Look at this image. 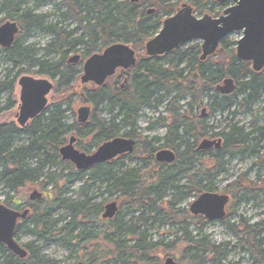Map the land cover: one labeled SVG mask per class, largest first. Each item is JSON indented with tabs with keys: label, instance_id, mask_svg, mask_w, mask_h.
<instances>
[{
	"label": "trees",
	"instance_id": "obj_1",
	"mask_svg": "<svg viewBox=\"0 0 264 264\" xmlns=\"http://www.w3.org/2000/svg\"><path fill=\"white\" fill-rule=\"evenodd\" d=\"M55 1L32 0L36 7ZM26 3L27 0H0V25L12 22L18 27L12 45L0 47V53L12 64V70L0 82V95L13 93L17 77L26 74L47 77L54 88L52 102L24 128L0 124V187L5 191L2 203L15 210L29 209L25 218L17 223L14 235L16 238L21 232H27L35 239L21 245L27 252L23 259L0 244V264H52L40 255L42 248L55 239L63 243H79L86 238L94 240L96 236L85 232V228L99 225L104 227V236L108 232L113 235L107 239L111 249L100 254L97 251L98 256L97 248L90 252L84 249V259L78 264H96L98 259L105 260H100L101 264L110 261L161 264L158 250L171 246H164L161 240L151 241L147 232L154 224L178 227L177 231L182 236L177 241L186 245L181 264H226L228 255L235 251L243 257L237 264H243L244 260L247 264H264V217L253 223L240 217L226 226L234 243L214 244L203 236L210 222L176 208L192 194L197 197L201 193L212 192L213 178L223 173L226 157L256 156V144L252 143L257 136L254 135L258 133L261 137L264 131L254 127L244 132L240 127L231 126L224 134L222 147L209 156L208 164L204 165L205 161L197 156L200 153L195 151L196 143L208 135L207 129L213 130V127L208 126L199 114L192 113L207 106L210 113L235 107V115L251 114V108L264 100V81H255L252 74L245 75L247 66L236 60L235 42L227 43V38L220 43L223 52L220 55L226 54L227 61H213L219 54L201 61L197 42L188 43L161 57L141 56L145 42L157 33L162 21L173 15L180 4H189L197 17L205 14L218 16L229 4H217L213 0H60L58 17L54 20V15L35 14L24 9ZM151 9L153 11L149 13ZM67 20L80 31L78 34L65 25ZM35 31L50 36L48 45L41 49L43 55L40 57L31 46H23L20 42ZM115 43H124L134 50L136 66L108 79L100 87L81 85L75 89L84 60ZM74 53L80 55V60L70 63L68 57ZM52 55L58 58L52 59ZM226 78L234 79L239 87L230 95L216 90ZM245 78L248 79L243 81ZM207 101L208 104L203 105ZM76 103L91 107L85 124L76 121ZM162 104L165 114L149 123L148 128L165 126L166 134L162 138L145 137L140 142L136 132L139 113L144 108H157ZM15 105L16 102L9 97L4 109L11 110ZM191 115L196 119L188 121ZM69 118L72 119L70 123ZM179 126L185 137L178 136ZM191 126L195 141L193 147L189 145V139L183 141L191 134ZM69 135L75 137L79 151L89 154L118 136L136 139L138 145L131 154L78 171L70 162L61 160L58 154L59 147L66 143ZM20 136H26L28 140L25 145L17 147L14 142ZM182 145L184 148L181 149ZM159 149L172 150L177 159L171 163L156 162L153 157ZM134 157H139L146 167L148 163L154 164L155 169L148 171V178L136 169H118L126 159ZM30 160H35L33 167L29 165ZM53 166L67 168V173H50ZM194 167H198L197 170L183 182L181 175L188 174ZM45 169L48 172L43 175ZM251 169L249 167L228 186L231 203L227 216L242 202H254L259 198L263 189L256 180L248 179ZM199 173H204V176L195 179ZM81 179L87 189L99 181L105 182V191L116 196L120 203L118 213L121 215L117 213L112 219H102V205L93 203L92 196L86 194L87 190L83 193L85 200L66 203L62 195ZM28 185H37L46 194L41 200L33 201L18 197ZM48 186L51 188L47 195ZM168 191L179 198L165 201ZM57 208L68 210L69 218L63 222L53 219L52 213ZM125 217L130 218L129 222H122ZM189 225L196 231L194 236L187 232ZM40 242L43 243L41 246L34 245Z\"/></svg>",
	"mask_w": 264,
	"mask_h": 264
},
{
	"label": "water",
	"instance_id": "obj_2",
	"mask_svg": "<svg viewBox=\"0 0 264 264\" xmlns=\"http://www.w3.org/2000/svg\"><path fill=\"white\" fill-rule=\"evenodd\" d=\"M136 1V0H131ZM217 3L230 2L222 15L213 18L204 15L196 18L192 8L183 4L176 13L166 18L159 32L144 45L149 56L170 53L181 44L191 41L202 43L201 60L213 54L219 42L233 32H241V38L236 43V58L241 61H251L253 70L258 71L264 65V0H215ZM18 28L15 23L5 22L0 25V47L12 45ZM134 51L124 43H115L106 47L101 53L93 54L85 60L80 76L81 84L93 82L101 86L110 78L116 69H128L135 64ZM79 55L69 59L76 63ZM19 87V105L16 122L24 127L29 121L38 117L47 107V97L53 89V83L44 78L21 76L17 80ZM234 88L231 79H225L216 87L220 93L228 94ZM90 115L89 107H80L77 111V122L85 124ZM75 138L70 137L67 144L58 149L60 158L74 165L78 171H86L96 164L112 161L123 154H131L135 141L116 137L102 143L93 153L85 154L74 146ZM218 149L220 141L202 140L197 149ZM157 162L171 163L174 154L169 149L159 150L155 154ZM41 194L34 191L30 199L40 198ZM229 197L220 193H202L194 199L188 208L190 215L202 216L209 221H218L225 216V207ZM102 219H112L118 213L115 201L103 207ZM27 210L19 213L0 203V244L19 259L26 257V250L15 240L16 223L25 218ZM164 264H177L173 258H165Z\"/></svg>",
	"mask_w": 264,
	"mask_h": 264
},
{
	"label": "rangeland",
	"instance_id": "obj_3",
	"mask_svg": "<svg viewBox=\"0 0 264 264\" xmlns=\"http://www.w3.org/2000/svg\"><path fill=\"white\" fill-rule=\"evenodd\" d=\"M57 6V7H56ZM60 7V0H56L52 4H45L42 6H34V3L32 0H27V3L24 6V9H30L35 14H50L54 15L52 19H56L58 17L57 8ZM1 16V15H0ZM1 18V17H0ZM49 19V20H52ZM65 25L69 27V30L76 34H78L80 31H77L75 25H73L70 21H66ZM241 37L240 33H233L230 36L227 37V43L229 42H236ZM50 41V36L44 32H38L35 31L31 34L30 37L21 40L20 42L23 44V46H31L33 50L37 51V55L40 57L43 55V52L41 49L45 48ZM221 50H219V55L221 54ZM74 54H70V57L74 56ZM52 59H57V55L50 56ZM217 60H223L227 61L228 57L225 55H220L217 58H213V61ZM12 70V64L4 58L2 53H0V82H2L5 77L8 75V73ZM14 72V71H13ZM11 76H14V73L11 74ZM26 76L34 77V78H46L43 76H37L33 74H26ZM11 77V78H12ZM20 77V76H19ZM17 77V79L19 78ZM10 78V79H11ZM17 81V80H16ZM53 83V82H52ZM75 89H79L81 87L80 80L78 79L77 84H75ZM91 87V86H89ZM53 90L50 92V94L47 97L48 105L50 102H52ZM11 98L14 102H16V105L11 110H5V106H7L8 98ZM19 87L15 84L13 93L9 94L8 92H4L0 95V124H9V125H15L16 127H19L16 122V114H17V107L19 103ZM204 104H208L207 102H204ZM86 105H82L79 103H76L74 106V114L75 118L77 116V111L80 107H85ZM88 107V106H86ZM3 108V109H2ZM91 109V107H89ZM202 109V108H201ZM237 110V108H229V113ZM200 112V109H198ZM261 112V117H257V113ZM164 113V104L159 105L157 108L148 107L142 109V111L139 113V117L137 119L136 123V132L137 135L140 137L139 141L141 142L143 138H153L158 137L162 138L166 134V128L165 126H157L153 129L148 128V124L153 122L158 116H163ZM229 114L226 112H220L216 111L211 116L206 118V122L208 126H212L214 129H226L227 125L223 121L225 118L229 117ZM256 117V118H255ZM104 118L106 116L104 115ZM236 121L239 123L238 127H240L244 132H249L252 128L257 127H263L264 128V100L256 103L251 108V114H236L235 116ZM72 119H68V123H70ZM256 120V121H254ZM122 132L119 133L121 135ZM69 138L72 137L71 135L68 136ZM68 138V139H69ZM67 139V140H68ZM28 140V137L26 136H20L16 139L14 142L15 146H22L25 145ZM66 140V143H67ZM65 143V144H66ZM76 146V142H75ZM254 158L250 157H234V158H225L226 166L221 175L215 176L213 178V186H212V192L215 193H222L224 190L228 191V186L238 178L240 174L245 172L252 164ZM204 161V159H203ZM30 166L35 165V160L29 161ZM122 170L127 169H136L142 174L145 178L149 177L148 171L153 170L154 171V164L148 163L147 167L144 165L143 161L139 157L129 158L126 159L121 166ZM47 169L43 171V175H46ZM50 173H67V168H61L60 166H53L49 169ZM193 172H188V174L181 175V178L184 179L183 182H186L188 180V176L192 175ZM202 176H204V173H199L197 176H195V179H199ZM260 177L264 179V172L260 174ZM248 179L253 180L254 174L253 172L248 173ZM202 184H205L202 182ZM50 188L47 187V195L50 194ZM86 191V194L88 196H92L93 203L101 204L102 207H104L106 204L115 201L118 204L119 201L117 200L116 196H110L105 191V182L99 181L95 183L91 188L87 189L86 186L83 184V180H78L73 183V185L62 195V198L66 201V203H72L77 201L85 200L84 198V191ZM37 191L41 194V198H43V194H46V192H43L37 185H28L24 189L21 190L18 197L22 196L25 200H30L29 196L34 192ZM5 191H2V188L0 187V201L3 200V195ZM175 198H179V196L174 197V193L172 191H168L165 201ZM197 197H194V195H190L189 197L183 199L176 208H180L183 210H187L190 203L196 199ZM38 200V199H37ZM175 208V209H176ZM120 214V213H118ZM117 214V215H118ZM121 215V214H120ZM246 219L250 223H253L259 219H262L264 217V190H262L259 193V198L254 202L244 203L242 202L240 205H238L234 212L230 214L228 219L226 221H219V222H211L203 231V236L207 238L208 241L214 244H220V243H234V238L230 235L228 229L226 226L228 224H233L236 222L239 218ZM53 219H59L61 222L64 220H67L69 218L68 210L57 208L52 213ZM130 218L125 217L123 218L122 222H129ZM151 224V221L148 222V225ZM178 227H172L170 225H159L154 224L151 225V228L148 230L147 235L150 237L151 241H162L164 246L168 245L171 247H162L158 250V256L161 264L164 263L165 258L171 257L177 264H181V261L183 260V251L186 247L185 243H182L181 241H177V238L182 236V233L180 231H177ZM86 231L89 232V234L92 236H96L94 240L86 238L83 241H80L79 243L73 242V243H63L55 239L50 244L45 246L41 249L40 255L46 259L47 261L51 262L52 264H78L82 259H84L85 252H90L93 249H96V255L97 251L99 254L101 252H106L111 249V245L107 242L108 238L113 237L111 232H108L106 236H104L102 233L104 227L102 228L101 225L98 227L93 226H86ZM84 232V233H85ZM190 236H194L196 231L192 225H189V229L187 231ZM88 234V235H89ZM16 240L19 242V244H26L34 242V238L27 232H21L18 237H16ZM181 240V239H180ZM173 243V245H172ZM43 243H35L34 245L41 246ZM86 249V251L84 250ZM98 254V255H99ZM97 255V256H98ZM240 254H238L237 251L232 252L228 255V258L225 260L226 264H237L240 263L241 259ZM105 261L103 259H98L96 264H101V261ZM108 264H119L114 263L110 261ZM243 264H247V261L244 260Z\"/></svg>",
	"mask_w": 264,
	"mask_h": 264
},
{
	"label": "flooded vegetation",
	"instance_id": "obj_4",
	"mask_svg": "<svg viewBox=\"0 0 264 264\" xmlns=\"http://www.w3.org/2000/svg\"><path fill=\"white\" fill-rule=\"evenodd\" d=\"M214 2H216L215 0H213ZM217 3V2H216ZM217 4H225V3H217ZM190 6V5H189ZM191 7V6H190ZM180 7H178L177 9H176V11L179 9ZM224 9H226V8H224ZM223 9V10H224ZM193 10V9H192ZM176 11H175V13H176ZM174 13V14H175ZM173 14V15H174ZM193 14V13H192ZM194 15V14H193ZM206 15V14H205ZM161 25H162V23H161ZM160 28H161V26H160ZM159 31V30H158ZM18 33V32H17ZM152 39V38H151ZM150 40V39H149ZM223 40V39H222ZM221 40V41H222ZM221 41L219 42V45H218V48H217V50L213 53V54H211V55H208V56H206L205 57V59H203V60H201V61H205L206 59H208L209 57H211V56H214V55H217V54H219V50H221V46H220V43H221ZM147 42V41H146ZM145 42V43H146ZM195 43V42H197V43H199V46H200V57H201V55H202V49H201V45H202V43L200 42V41H191V42H188V43ZM188 43H185V44H181L178 48H180L181 46H184V45H186V44H188ZM145 45V44H144ZM177 48V49H178ZM135 53V52H134ZM171 53V52H170ZM221 53H223V52H221ZM167 54V53H166ZM76 55H79V54H76ZM164 54H162V55H154V56H149V55H147L146 53H145V49H144V54L143 55H141V56H143V57H145V58H155V57H161V56H163ZM79 57H80V55H79ZM199 57V58H200ZM234 57L236 58V53H234ZM134 58H135V64L133 65V66H131L130 68H128V69H126V70H124V69H121V68H118V69H116V71H115V73L110 77V78H112V77H115L116 75H119L121 72H128V71H131L135 66H136V64H137V54L135 53V55H134ZM79 60H80V58H79ZM78 60V61H79ZM86 60V59H85ZM236 60H238L239 61V63L240 64H244V65H246L247 66V71H249L248 73H247V71L245 72V75L246 74H252L254 77H256V80L255 81H260V80H262V81H264V65L261 67V69H259L258 71H255V70H253V63L251 62V61H241V60H239V59H237L236 58ZM240 70H242V69H240ZM242 73V71L240 72V74ZM22 76V75H21ZM109 78V79H110ZM226 79H231L232 81H233V85H234V88H233V90L230 92V93H228V94H223V93H221V94H223V95H230L236 88H238L239 89V87H237V82L234 80V79H232V78H226ZM248 78H245V79H243V81H246ZM108 80V79H107ZM106 80V81H107ZM225 80V79H224ZM223 80V81H224ZM106 81H105V83H106ZM126 81V79L124 80V82ZM222 81V82H223ZM222 82L219 84V85H221L222 84ZM105 83H103L102 85H104ZM16 85H17V81H16ZM85 87H89V86H91V87H98L95 83H93V82H87V83H85V84H83ZM101 85V86H102ZM218 85V86H219ZM17 87H18V85H17ZM239 99H241V97L239 98ZM18 105H19V103H18ZM203 105H205V104H203ZM192 106H193V104H192ZM202 108V109H201ZM200 108V112L198 111V109L197 110H195L193 113H192V115H197V114H199L201 117L200 118H203L204 119V121H206V118L205 117H209V116H211L213 113H210V108L209 107H207V106H202ZM231 108H235V107H231ZM237 110H235V111H233V112H230L229 113V108L227 109V110H225L224 112H226V113H228L229 115V117H227V118H225L223 121L226 123V125H227V128L226 129H223L222 128V130H220V129H214L213 128V130L212 129H207V131L209 132L208 133V135H206L205 137H203L202 139H200L197 143H196V148H195V151H198L200 154L199 155H197L198 156V158L201 160V159H204V165H206V164H208V161H207V159H209V156H211L212 154H214L215 153V151H217V150H219L221 147H222V145H223V143H224V140H223V137H224V134H226L229 130H230V127L231 126H235V127H238V125H239V123L236 121V118H235V114H234V112H236ZM238 114V113H237ZM191 115V117L190 118H188V121H192V120H195L196 119V117H194V116H192ZM257 117H261V115H262V113L261 112H258L257 113ZM15 118H16V116H15ZM200 118H198V119H200ZM256 118V117H255ZM186 121V120H185ZM254 121H256V120H254ZM29 122H31V121H29ZM29 122L26 124V125H28L29 124ZM25 125V126H26ZM24 126V127H25ZM255 127V126H254ZM179 128H181L180 126H179ZM257 128H260V129H262V130H264V128L263 127H257ZM190 131H191V134H188V136H186V138H184L183 139V141H186L187 139H189V145H191L192 147H193V145H195V141H194V131H193V126H191V129H190ZM212 133H214V135L215 136H213L212 135ZM178 136H184L185 137V132L183 131V129L181 128V131L178 133ZM256 138H255V140H254V142L252 143V144H256V156H254L253 158H254V160H253V162H252V164H251V171L250 172H253V174H254V179L253 180H256L257 182V185H259V187L260 188H262L263 190H264V179L263 178H261L260 177V174L262 173V172H264V131H263V133H262V136L260 137V136H258V133H257V135H254ZM128 139H132V140H134L135 141V144H134V149H133V151L135 150V148H136V146L138 145L137 144V140L136 139H133V138H128ZM210 140V141H217V140H219L220 141V147L218 148V149H216L214 146L213 147H211V148H209V149H207V150H199V149H197L198 148V146H199V144H200V142L202 141V140ZM178 143V142H177ZM63 146V145H62ZM182 148H184V145H182V147H181V149ZM159 150H162V149H159ZM158 150V151H159ZM158 151H156L155 152V154L158 152ZM173 152V151H172ZM84 153V152H83ZM85 154H89V153H85ZM155 154H154V159H155V161H156V158H155ZM173 154H174V160H176L177 159V157H176V155H175V153L173 152ZM197 156H195V157H197ZM173 160V161H174ZM172 161V162H173ZM157 162V161H156ZM158 163H160V162H158ZM197 168L198 167H194V168H192L190 171L191 172H195L196 170H197ZM249 172V173H250ZM204 193H209V192H204ZM212 193H215V192H212ZM202 194V193H201ZM221 194V193H220ZM222 194H225V195H227L228 197H229V201H228V203H227V205H226V207H225V216H224V218L223 219H221V220H218V221H209V220H207L206 218H204L205 220H207L208 222H219V221H223V220H227L228 219V217H229V215L227 216V213H228V208H229V205H230V203H231V196H230V193L228 192V191H223L222 192ZM44 195V194H43ZM42 199V198H41ZM117 204V203H116ZM4 205V204H3ZM6 207V206H5ZM117 207H118V210H119V204L117 205ZM8 208V207H7ZM188 208H189V206H188ZM9 209H11V208H9ZM11 210H14V211H16V212H19V213H21V212H23L24 210H28L29 211V209H23V210H15V209H11ZM104 210V209H103ZM187 211H188V209H187ZM102 214H103V212H102ZM102 216V215H101ZM116 216V215H115ZM114 216V217H115ZM113 217V218H114ZM199 217H202V216H199Z\"/></svg>",
	"mask_w": 264,
	"mask_h": 264
}]
</instances>
